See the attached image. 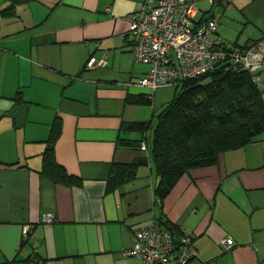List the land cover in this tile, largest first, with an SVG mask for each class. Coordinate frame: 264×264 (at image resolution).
<instances>
[{"label": "crops", "instance_id": "obj_1", "mask_svg": "<svg viewBox=\"0 0 264 264\" xmlns=\"http://www.w3.org/2000/svg\"><path fill=\"white\" fill-rule=\"evenodd\" d=\"M142 2L0 0V264H137L124 251L159 215L192 236L189 264H264V133L190 169L156 206L158 178L140 148L151 129L126 125L152 121L176 86L150 93L136 84L149 67L134 60L125 17ZM210 10L220 25L224 17L257 28L239 48L264 36V0H199L197 18ZM91 56L105 64L86 69ZM138 96L151 104L128 101ZM56 120L55 159L80 185L43 173ZM135 160V177L108 189L113 164ZM226 236L231 251L220 246Z\"/></svg>", "mask_w": 264, "mask_h": 264}, {"label": "trees", "instance_id": "obj_2", "mask_svg": "<svg viewBox=\"0 0 264 264\" xmlns=\"http://www.w3.org/2000/svg\"><path fill=\"white\" fill-rule=\"evenodd\" d=\"M25 1L28 0H10V7ZM220 1L213 0V4ZM208 14L207 18L213 17L211 10ZM128 101L151 104V98L143 96ZM126 129L144 135L151 129L150 139L144 137L140 148L145 145L158 178L154 196L161 210L164 198L183 174L215 164L221 153L243 147L264 133V99L260 86L251 81L248 72L218 66L199 77L179 82L172 99L152 121L128 124ZM60 132V122L56 120L43 152V173L64 185H80V178L69 175L55 159L54 144ZM141 162L113 164L108 189L132 180ZM156 220L172 235L180 232L161 215Z\"/></svg>", "mask_w": 264, "mask_h": 264}, {"label": "built area", "instance_id": "obj_3", "mask_svg": "<svg viewBox=\"0 0 264 264\" xmlns=\"http://www.w3.org/2000/svg\"><path fill=\"white\" fill-rule=\"evenodd\" d=\"M198 1L143 0L136 11L125 17L134 60L149 67L136 84L153 93L168 84L176 86L181 81L199 77L218 66L248 72L257 86L264 83V36L249 47L234 46L218 35V18H197ZM103 64L104 58L91 56L85 68ZM141 149L146 150L144 144ZM52 219V215H46L42 220L50 222ZM31 234L30 227L24 224L23 241ZM220 246L224 251H231L233 239L222 238ZM124 254L136 257L137 264H189L193 255L192 236L185 231L172 235L154 219L134 231L133 243Z\"/></svg>", "mask_w": 264, "mask_h": 264}, {"label": "rangeland", "instance_id": "obj_4", "mask_svg": "<svg viewBox=\"0 0 264 264\" xmlns=\"http://www.w3.org/2000/svg\"><path fill=\"white\" fill-rule=\"evenodd\" d=\"M198 5V3H197ZM221 25L218 28L219 34L226 38L228 41H230L232 44H238L242 45V43L245 41L246 38H258L260 36V33L258 32L257 28H255L252 25H248L245 27L242 22L237 21H229L225 24V18H221ZM217 31V32H218ZM207 77L206 79H208ZM150 135V132L149 134Z\"/></svg>", "mask_w": 264, "mask_h": 264}, {"label": "water", "instance_id": "obj_5", "mask_svg": "<svg viewBox=\"0 0 264 264\" xmlns=\"http://www.w3.org/2000/svg\"><path fill=\"white\" fill-rule=\"evenodd\" d=\"M250 46V44H248V46L247 47H249Z\"/></svg>", "mask_w": 264, "mask_h": 264}]
</instances>
